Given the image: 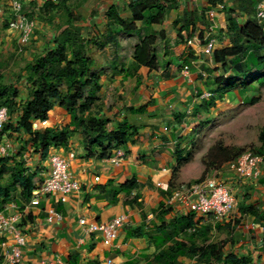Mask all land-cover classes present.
Instances as JSON below:
<instances>
[{
  "label": "crops",
  "instance_id": "0c3cea01",
  "mask_svg": "<svg viewBox=\"0 0 264 264\" xmlns=\"http://www.w3.org/2000/svg\"><path fill=\"white\" fill-rule=\"evenodd\" d=\"M132 1L136 0H71L66 5L68 13H65L72 23H68L67 20L60 22L56 33L59 31V36L67 29L69 31L76 27L83 28V39L89 42L86 43V48L91 46L106 56V61L99 70L104 67L113 71H127L133 59L131 56L127 64L121 63L124 48L129 47L133 53L140 36L150 30L156 32L162 45L160 47L167 52V59H170L168 62L164 61L160 73H157L158 69L150 72L145 67L141 68L139 73L142 75V81L138 88L135 78L123 80V75L116 76L113 83L107 79L103 82L105 87L111 84L118 97H125L126 104H123V107L139 108L147 105L144 112L129 113V116L125 114L127 118L133 119L134 115L145 114L147 119L142 121L134 118L132 124L130 123L136 128V132L119 149L126 157L118 165L110 159L87 158L83 136L80 133H75L67 146L52 150V154H58L69 162L70 170L81 184V190L70 197L63 199L45 196L41 198L38 206H33L31 201L26 203L23 200L19 188L12 189L14 197L24 206L21 210L17 206L18 211L26 213L25 218L18 224L27 238L20 264H70V257L73 254L79 255L80 264L95 260L100 264H143L145 255L156 252L153 236L160 224L154 212L160 208L161 203L167 206L169 198H164L161 191L168 189L177 160L185 157V150L194 141L191 132L197 131V128L192 130L187 127L190 123L195 125L196 118L204 115L203 106L209 99H200V96L210 91L211 86L204 65L208 58L211 60L216 50L231 47L226 16L227 11L236 8L238 3L235 0H173L166 5L163 20L152 27L137 22L138 31L132 35H125L120 33V30L109 28L108 10L115 6L122 19H131ZM44 4L45 2H42V6ZM211 11L214 12L213 18L209 15ZM62 13L63 11H60L58 16ZM81 14L90 16V19L79 24L77 18ZM252 17H255V9L250 13L238 12L237 20L239 25L243 26ZM190 22L193 25L188 30L183 28L185 23ZM212 26L214 30L210 33L209 29ZM46 29L50 30L48 26ZM207 33L216 40L215 50L211 55L195 57V49L187 45L186 38L204 36ZM174 60H180L181 66L173 65ZM193 60H198L201 64L195 67L192 65ZM187 66L190 67L188 70L185 69ZM201 74L205 77L204 80L200 78ZM69 122L67 113L62 108L55 107L49 114L46 126L39 129L47 127L61 129ZM49 158L45 162L39 160L41 167H45L42 176L49 171ZM33 166L36 167V164ZM263 176L262 167L260 179ZM131 180L138 182L140 190L133 192L130 197L126 193L115 196L113 188ZM109 182L114 183L112 188L107 186ZM158 183L161 184L160 188L157 187ZM237 183L244 187L243 190L249 191L250 199L247 203H259L264 210L259 198L252 200L253 190L250 183L254 182L238 178ZM261 186L264 189V186ZM137 192L141 197L136 203H132L131 198ZM120 216L125 217V223L118 229L117 237L111 246H106L99 234H87L79 223L81 218H85L87 222L103 223ZM243 218L247 219L249 227L255 230L256 238L245 245L243 244L245 242H235L233 251L239 256L249 255L258 261L257 258L262 255L260 247L264 243V229L261 225L254 224L251 218ZM222 225L225 226L224 223ZM141 226H144V236L136 232ZM3 240L8 247L15 244L11 237ZM239 247L242 249H238ZM182 261L186 264H195L187 258H183ZM263 262L264 255L257 263Z\"/></svg>",
  "mask_w": 264,
  "mask_h": 264
},
{
  "label": "trees",
  "instance_id": "16d2710c",
  "mask_svg": "<svg viewBox=\"0 0 264 264\" xmlns=\"http://www.w3.org/2000/svg\"><path fill=\"white\" fill-rule=\"evenodd\" d=\"M70 1L45 2L41 11L43 13L48 10H57L68 13L66 5ZM172 1H132L130 9L133 11V17L128 20L122 19L119 10L112 6L107 12L109 28L120 30V33L125 35H132L138 31L137 22H142L143 26L152 27L153 24L163 20L167 10L166 5ZM259 1L235 0L238 3L236 8L227 11L226 21L231 47L216 50L213 56L220 67L233 74L232 80L248 79L256 73L264 72V27L257 23L255 17L249 18L243 26H240L237 20L238 12L249 11L250 13ZM67 22L72 23L69 18ZM191 25H193L192 22L185 23L183 28L188 30ZM157 42L158 36L152 30L140 36L133 48V61L128 66V70L119 71L116 75H123V80L135 78L136 88L140 87L142 75L139 70L141 68L145 67L150 72L159 69ZM86 43L89 42L83 39L81 27L69 31L67 29L59 36L57 35L52 46H47L43 54L27 64L20 73V80H24L28 87V97L23 101H17L19 90L16 86L0 85V109L6 107L9 113L4 132L17 137L16 139L22 140L23 143L20 147L21 151L12 158L0 156V211L11 202H17L19 209H23V204L17 201L12 193L14 187L20 189L21 197L29 203L33 198V192L43 181V170L39 166L27 167L26 153L33 152L34 155H39L40 161L45 162L52 155L53 149L67 146L71 137L75 133H80L83 136L87 158L109 159L136 132V128L129 123L127 116L121 122L116 121L117 126L111 128L113 120L102 117L98 113L93 114L92 106L98 99L97 93L101 84L94 71L96 60L88 55ZM189 66L186 68H190ZM256 82L264 86V74L259 76ZM249 92H254V87L244 85L239 94L245 96ZM249 100L252 103L256 102V99ZM205 106L215 107L214 99L206 102ZM55 107L62 108L69 116L70 122L64 124L61 129L54 127L35 129V125L48 120L49 114ZM146 107V104L139 108L132 106L129 111L132 114L141 113ZM260 140L264 144V128L260 134ZM183 161L186 159L177 160L168 189L161 191L164 198H170L175 188L176 171ZM8 174L10 177L7 183L2 184ZM259 183L264 186V176L259 179ZM107 186L112 188L114 183L109 182ZM140 188L138 182L131 180L113 190L115 196L126 193L130 197ZM248 193L246 189L243 190L244 199L239 203L238 212L242 217L251 218L254 224H259L264 229V210L259 203H247L250 199ZM140 197L141 194L137 192L131 198V202L136 203ZM154 213L160 224L153 236L156 252L145 255L143 264H186L182 261L183 258L192 260L195 264H257L262 260L264 243L260 247L262 255L257 258V261L249 255L239 256L234 253L235 242L232 238L229 240L231 246L228 250H226L227 240L213 241L211 234L218 227L221 228L219 223L196 220L191 212L184 216H177L174 210L164 203H161L160 208ZM22 218H25V215ZM195 225L197 227H194ZM193 227L194 231L188 232ZM143 231L144 226L136 230L140 236H144ZM70 264H80L78 254L70 257ZM87 264L100 263L95 260Z\"/></svg>",
  "mask_w": 264,
  "mask_h": 264
},
{
  "label": "rangeland",
  "instance_id": "374dc122",
  "mask_svg": "<svg viewBox=\"0 0 264 264\" xmlns=\"http://www.w3.org/2000/svg\"><path fill=\"white\" fill-rule=\"evenodd\" d=\"M42 2V0L24 1L25 12L35 20L36 29L31 40L28 43H23L21 35L17 31L9 29V0H0V85L13 84L16 86L19 90L18 102L28 97V87L24 80H20V73L27 64L33 62L43 54L47 46H52L55 40L54 37L59 34V31L56 33L60 25L59 23L69 18L65 11L60 16H58L60 11L57 10H48L42 13ZM87 16L86 14H81L77 18L78 23L82 24L83 20H89L90 16ZM47 26L50 30L46 29ZM160 46L162 45L160 40H158L156 44L159 57V69L157 73L161 72L164 61L168 62L170 60L167 59V52ZM88 55L96 60L94 71L99 78V82H102L98 92L99 95L97 96L98 99L92 106L93 114L97 115L98 113L102 117L113 120L110 126L111 128H115L117 126L116 121L121 122L125 118V114L129 116L130 111L127 108L129 106L123 107L122 105L126 104L125 97H118L119 95L115 93V89L111 87V84L109 87H105L103 82L107 79V81L113 83L119 71H113L104 67L99 70L106 61V56L100 54L98 49L88 46ZM131 56V49L126 46L121 55V63L127 64ZM178 57L176 58L178 59ZM173 65L176 67L181 66V61L174 60ZM185 69L188 70L186 67ZM204 69L211 83L209 87L210 91L207 92L212 94L209 100L214 99L216 106L213 108L203 106L204 115H200L198 119L196 118L197 123L195 125L190 123L187 127L192 130L197 128V131L191 132L194 141L184 152V159L186 161L181 162L180 168L176 171L175 187L222 174L226 171L228 162L236 160L244 154L251 153L253 155L264 156V144L260 140V134L264 128V86L256 82V79L264 74V72L256 73L248 79L239 78L232 80L233 74L216 64L214 56L211 57V60L209 58L206 60ZM150 78L153 79L152 77ZM200 78L202 80L205 79L202 74ZM244 85L253 86L254 92L241 96L239 91ZM251 98L256 99V102L252 103L249 100ZM134 118L142 121L147 119L145 114L134 115ZM128 119L130 118L128 117ZM133 119L128 120L129 123L132 124ZM198 121L200 122L199 126ZM16 138L4 132V139L3 141L0 140V143L9 148L8 158H12L21 151L22 140ZM25 156L27 167L37 168L40 165L41 170L45 169V167H41L39 155L28 152ZM34 164H36V167L33 166ZM9 177V174L6 175L2 184H6ZM224 180L233 186L234 193L239 203H241L244 196L242 192L243 188L237 183L238 178L227 174ZM246 185L248 186L249 184ZM250 186L253 190L252 200L259 198L264 205L263 187L259 182L250 183ZM235 217L236 219L233 223H226L225 221L215 222L219 223L221 228L218 227L211 234L213 241L227 240L228 245L226 246V250L230 249L231 244L229 240L231 238L234 242H245L243 243L244 245L256 238L254 234L256 232L249 227L247 219L240 217L237 211ZM221 223L226 225L223 226ZM238 249L241 250L242 248L239 247Z\"/></svg>",
  "mask_w": 264,
  "mask_h": 264
},
{
  "label": "built area",
  "instance_id": "2783aa9c",
  "mask_svg": "<svg viewBox=\"0 0 264 264\" xmlns=\"http://www.w3.org/2000/svg\"><path fill=\"white\" fill-rule=\"evenodd\" d=\"M25 0H9V29L17 31L23 43H28L36 29V22L30 19L24 9ZM43 2H57V0H42ZM209 15L213 18L214 12ZM255 19L260 26L264 27V0H260L255 7ZM215 26V23L213 24ZM214 26L210 27L212 33ZM210 33L195 35L186 38L189 47L195 49V57L201 55H211L216 47V40ZM206 43V44H205ZM200 61L193 60L192 65L198 67ZM212 94L206 93L200 96V99H209ZM9 120V113L6 107L0 109V140L4 139V127ZM47 121L40 125H35V129L46 126ZM9 148L0 143V156H8ZM126 154L122 150H116L110 160L116 165L122 163ZM264 156L244 154L236 160L228 162L226 171L222 174L212 177L203 178L196 182L184 183L176 186L167 203L177 216H184L191 212L195 215L196 220H209L211 222H234L235 213L238 212L239 200L234 193L233 186L226 183L224 178L227 174L239 179L250 180L255 182L262 176V167ZM160 188L161 184H157ZM81 190V184L74 176L69 167V162L58 154H52L49 158V171L43 175V181L40 186L33 192L31 205L38 206L41 198L45 196H56L61 198L70 197ZM23 211H18L14 203L6 204L0 212V264H20L23 258L24 247L27 238L22 230L18 227L23 215ZM237 215V214H236ZM57 217L60 218L59 215ZM152 218V217H151ZM80 225L84 227L87 234L102 237L106 246H111L117 237L118 229L125 223V217H116L108 222L97 223L87 222L81 218ZM194 227H197L195 225ZM190 228L188 232L194 231ZM14 239L15 244L7 246L3 239Z\"/></svg>",
  "mask_w": 264,
  "mask_h": 264
},
{
  "label": "clouds",
  "instance_id": "9594fccd",
  "mask_svg": "<svg viewBox=\"0 0 264 264\" xmlns=\"http://www.w3.org/2000/svg\"><path fill=\"white\" fill-rule=\"evenodd\" d=\"M14 203V202H13ZM8 204H10V203H8ZM15 204V203H14ZM16 205V204H15ZM17 206V205H16Z\"/></svg>",
  "mask_w": 264,
  "mask_h": 264
}]
</instances>
